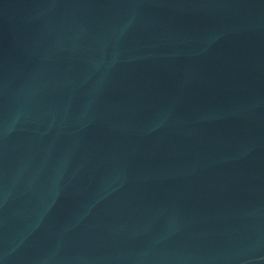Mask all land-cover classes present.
<instances>
[{"label":"water","instance_id":"water-1","mask_svg":"<svg viewBox=\"0 0 264 264\" xmlns=\"http://www.w3.org/2000/svg\"><path fill=\"white\" fill-rule=\"evenodd\" d=\"M0 264H264V0H0Z\"/></svg>","mask_w":264,"mask_h":264}]
</instances>
